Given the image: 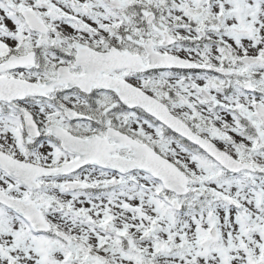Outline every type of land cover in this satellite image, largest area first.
Returning a JSON list of instances; mask_svg holds the SVG:
<instances>
[{
  "label": "snow or ice",
  "instance_id": "snow-or-ice-1",
  "mask_svg": "<svg viewBox=\"0 0 264 264\" xmlns=\"http://www.w3.org/2000/svg\"><path fill=\"white\" fill-rule=\"evenodd\" d=\"M0 264H264V0H0Z\"/></svg>",
  "mask_w": 264,
  "mask_h": 264
}]
</instances>
